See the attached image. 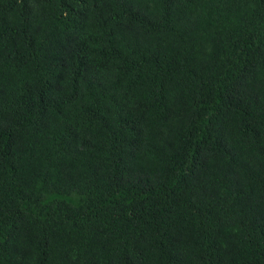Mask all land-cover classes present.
Instances as JSON below:
<instances>
[{"label": "trees", "instance_id": "1", "mask_svg": "<svg viewBox=\"0 0 264 264\" xmlns=\"http://www.w3.org/2000/svg\"><path fill=\"white\" fill-rule=\"evenodd\" d=\"M0 264H264V0H0Z\"/></svg>", "mask_w": 264, "mask_h": 264}]
</instances>
